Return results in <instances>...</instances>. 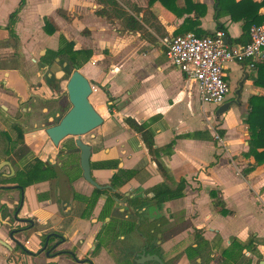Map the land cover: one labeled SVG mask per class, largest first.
<instances>
[{"label": "crops", "instance_id": "obj_1", "mask_svg": "<svg viewBox=\"0 0 264 264\" xmlns=\"http://www.w3.org/2000/svg\"><path fill=\"white\" fill-rule=\"evenodd\" d=\"M116 1L136 18L142 26L141 30H125L118 16H112L110 20L98 17L95 11L103 6L97 0H25L16 25L23 39L24 53L34 56L38 50L50 48L48 45L53 43L52 38H57L56 44H52L56 49L59 35L73 41L75 50H90V60L78 71L90 82L94 92V99L90 103L103 118L100 127L81 138L83 143L91 146L90 164L118 160L119 169H138L136 176L118 192L125 196L145 194L152 197L150 190L164 179L140 136L129 129L123 119L130 117L139 123H148L155 132L157 148H163L174 140L172 155H161L160 160L174 181H186L185 196L166 202L163 208L170 214L186 217L193 211V206L199 217H186L184 228L188 232L197 229L203 233L204 240L211 241V254L216 256V260L223 258V250L235 251L231 240L246 243L252 238L261 259L244 248L235 264H257L264 259V164L243 175L244 168L252 163V158L242 156L248 150L247 126L243 123L248 99L251 96H264V89L253 84L256 69L249 68L247 63H229L224 67L225 79L230 87L227 100L234 99V92L238 91L239 104L230 106L229 111L216 120L215 111L219 106L201 105L196 84L185 79L165 56L164 43L175 37L184 20L193 18L194 13H183L182 0L175 2L170 10L159 2L149 5V0ZM192 1L206 7L205 15L199 19L200 30L214 33L218 3L215 0ZM11 2L0 0V23L7 22L8 15L19 4V0ZM107 9L110 10L109 7ZM134 9L139 11L135 12ZM58 10H62L70 22L61 18ZM46 20L57 28L51 36L43 29ZM219 22L231 41L242 35L241 22H232L225 15ZM248 40L244 38L241 43L230 45L242 46ZM96 59L99 62L94 64ZM2 97V106L13 113L14 99L3 93ZM214 129H217V133L223 132L220 143L214 140ZM31 138L27 136L26 143L32 151H36L39 142ZM43 153V162L48 159L52 165L57 161V148L44 147ZM5 154L0 153L1 167L13 159L10 154ZM73 154V168L68 173L56 168L55 181L27 187L23 191L21 209L17 211L19 189H0V239L11 248L0 244L4 252L12 253L14 248L11 246L14 241L9 238V229L17 227L12 219L13 214L18 213L17 218H30L47 232L49 222L57 225L61 221L59 202L66 206L64 214L69 215L70 209L76 207L74 193L87 197L92 194L93 187L83 180L82 173L78 174L81 170L77 166V152ZM14 168L17 170L16 166ZM115 172L91 169V176L97 184L108 185ZM16 173L3 169L0 179L4 180L3 183L7 182L9 187L18 186V181H13ZM3 175L9 178H3ZM61 179L66 186L63 191L56 186V190L64 194L63 198H67V201L60 198L57 203L49 197V189L44 187ZM210 192L214 196L217 194L224 209L231 212L229 215L219 213V208L214 205L217 199L210 196ZM40 195H45L46 199L40 201ZM102 198L97 202L95 211L102 204ZM84 232L87 234L86 228ZM199 232L197 234H201ZM36 236L21 232L15 238L30 251L37 249ZM200 238L199 242H204ZM171 243L168 242L167 246ZM244 258L249 262H243Z\"/></svg>", "mask_w": 264, "mask_h": 264}, {"label": "flooded vegetation", "instance_id": "obj_2", "mask_svg": "<svg viewBox=\"0 0 264 264\" xmlns=\"http://www.w3.org/2000/svg\"><path fill=\"white\" fill-rule=\"evenodd\" d=\"M17 8L10 12L7 22L0 23V99H3V93L13 98L15 103L13 113L0 103V153L13 157L9 163L6 161L4 166L0 165V173L3 169L24 172L37 161L68 173L73 168L72 156L75 152L78 153L77 166L80 167V151L75 146V139L67 136L58 146H54L46 130L59 124L71 109L67 84L73 67L67 55L58 52V47L42 48L34 56L24 53L23 39L16 27L23 9L16 15L15 22L12 25L9 23V16ZM29 135L30 138L33 135L32 141L39 142L36 151H32L26 143ZM47 146L58 149L57 161L52 165L48 159L45 162L41 160L45 155L43 149ZM3 182L0 179V187H9L7 182ZM99 186L104 189L98 191L105 193L97 200L103 197L97 211L96 202L90 216L86 217L88 199L92 194L87 197L74 193V209L79 211L77 216L71 218V214L59 213L61 221L57 225L49 222L47 232L30 218H17L18 213L14 220L13 214L12 219L17 227L9 229V234L14 232L12 240L18 241L15 235L21 232L25 235L36 234L38 239L35 252H30L19 241L22 248L14 243L13 251L17 249L16 252L36 255V258L43 254L48 264H235L239 258H235L229 249L223 258L216 260V256L211 254V241L204 240L203 233L197 229L188 232L184 228L186 217L170 214L167 210L163 213L165 203L161 209H157L150 202L151 197L145 194L125 196L118 192L121 187L111 188L110 181L108 185ZM26 188L18 185L16 211L20 208ZM109 197L113 203L108 215L102 217ZM87 222L93 226L90 243L83 239ZM184 232L187 233L184 235ZM199 237L204 242H199ZM100 242L103 243L101 246ZM168 242H172L170 246H167Z\"/></svg>", "mask_w": 264, "mask_h": 264}, {"label": "trees", "instance_id": "obj_3", "mask_svg": "<svg viewBox=\"0 0 264 264\" xmlns=\"http://www.w3.org/2000/svg\"><path fill=\"white\" fill-rule=\"evenodd\" d=\"M103 8L95 11V14L98 17L105 18L110 20L112 16H118L121 19L123 28L125 30L135 32L141 30V24L136 20V18L125 11L116 0H97ZM178 0H149V5L159 2L163 7L170 10L175 6V2ZM184 2L183 13L187 15L193 14L192 17H188L184 20L180 29L175 33V37L178 35H183L185 33L192 32L197 37H209L214 33H208L199 28V19L203 17L206 13V7L203 4L193 3L192 0H182ZM218 3L219 12L215 18V27L216 30H221L225 33L226 40L229 43H241L244 38H249V30L255 25H260L264 22V0H215ZM25 6V0H19L18 8L9 16V23L12 25L15 22L16 15L23 9ZM110 8V10L107 9ZM135 10V9H134ZM139 10H135L138 12ZM57 14L67 21L70 22V18H67L65 13L62 10H58ZM178 15H180L178 13ZM229 16L232 22H241L242 35L240 38L236 39L234 42L228 37L226 30L223 28V25L219 22V19L222 16ZM44 31L48 35H53L57 28L53 25L52 22L46 20L43 27ZM84 33V32H83ZM248 40V42H249ZM242 43L243 45L247 44ZM75 43L73 41H67L64 36L59 35L58 38V52L65 53L70 60L73 69H79L83 64L87 63L91 56L92 52L90 50H75ZM256 77L253 81L254 86L264 89V56L263 59L255 67ZM111 100V98H108ZM247 113L244 117L243 123L247 126L248 132V150L243 153L242 156L246 159L252 158V163L247 165L243 170V175H246L256 167L264 164V96H251L247 102ZM124 124L131 129L133 132L140 136V139L148 151L149 156L155 162L157 169L164 181L155 186L150 190L152 197L150 202L161 209V206L169 201L181 199L185 196L184 190L186 187V181L180 179L178 182L174 181L173 177L169 173L168 169L161 162V155L171 156L172 148L174 146V140H172L168 145L163 148H157L154 143L155 132L150 128L148 123H139L130 117L123 119ZM220 137L223 136L222 131H218ZM72 147L74 144L72 143ZM119 164L118 160L111 161H101L97 163H91V169L97 170H116V173L110 179V186L113 189H118L133 179L138 169H118ZM57 178V173L55 169L49 165H45L41 162L30 164L24 172H17L13 181L17 180L18 184L23 188L29 187L33 184L43 183L52 181ZM4 181V180H3ZM6 181V180H5ZM11 181V180H10ZM104 191H93L91 197L88 199V212L86 217H89L91 210L96 204L100 195L104 194ZM210 196H214L210 192ZM217 200L214 202L216 208H219V213L223 215H229L231 212L224 209L223 202L214 196ZM39 200L45 199V195L38 196ZM113 203L111 197L107 199L105 208L102 211V217L108 215L110 207ZM84 216V215H83ZM124 234V233H123ZM200 240H202L200 238ZM253 239H249L246 243H241L235 239L231 240L232 247L235 248L233 251V256L235 258L241 255V250L248 248L247 250L257 255L258 259H261V256L257 254L255 250V245ZM103 243L100 242L99 246ZM226 250L222 251V255L226 254Z\"/></svg>", "mask_w": 264, "mask_h": 264}, {"label": "built area", "instance_id": "obj_4", "mask_svg": "<svg viewBox=\"0 0 264 264\" xmlns=\"http://www.w3.org/2000/svg\"><path fill=\"white\" fill-rule=\"evenodd\" d=\"M249 36L247 44L232 46L225 42V33L221 30L202 38L190 32L167 40L164 43L165 56L185 79L196 84L201 105L218 107L227 100L230 93L224 67L229 63H247L249 68L254 69L262 61L264 22L253 25ZM213 133L214 140L220 143L217 129Z\"/></svg>", "mask_w": 264, "mask_h": 264}, {"label": "water", "instance_id": "obj_5", "mask_svg": "<svg viewBox=\"0 0 264 264\" xmlns=\"http://www.w3.org/2000/svg\"><path fill=\"white\" fill-rule=\"evenodd\" d=\"M227 43L228 41L225 40ZM93 93L90 82L75 69L72 72L71 78L67 84V94L71 103V109L62 118V120L56 126L47 129L46 134L51 140L54 146H58L64 137L74 138L75 146L80 151L79 165L82 172V178L85 182L91 185L97 190H102L104 187L99 186L91 176L90 169V156L91 147L81 141V137L92 133L98 127L103 124V118L95 111L90 103V96ZM235 98L232 100H226L215 111V118L218 120L221 115L229 111L230 106L239 104V93L234 92ZM120 165H118V168ZM13 173V172H12ZM3 178H9L7 175H3ZM14 189L15 187H0V189ZM14 220H16V213L14 214ZM9 234V238L12 240V234ZM15 245L22 248V245L13 240ZM0 244L7 249H11L5 242L0 239ZM248 261V260H247ZM249 262V261H248ZM246 264H253L252 262ZM257 264H264V259L258 261Z\"/></svg>", "mask_w": 264, "mask_h": 264}, {"label": "rangeland", "instance_id": "obj_6", "mask_svg": "<svg viewBox=\"0 0 264 264\" xmlns=\"http://www.w3.org/2000/svg\"><path fill=\"white\" fill-rule=\"evenodd\" d=\"M10 3L11 0H9ZM122 2H126V0H121ZM59 30V29H58ZM75 31V30H74ZM77 31H75L76 33ZM53 41L52 44H56L57 38H52L51 39ZM52 44H49L48 46L50 48L54 49V46ZM99 62V60H95L93 61V63L95 64L96 62ZM74 71V69L72 70V72ZM94 92L92 93V95L90 96V101H92L94 99L93 97ZM216 123V122H215ZM216 126V125H214ZM210 129V127H209ZM88 138V137H85ZM74 140V139H72ZM78 156V153H77ZM81 173L80 171H78V174ZM56 186L63 191L64 187L66 186L65 181L63 179L59 180L58 182H53L51 184L48 185V187H44V188H48L49 189V197L52 198L53 201H57V200H61L60 198H62V201H67V198H63L65 197L64 194L58 192L56 190ZM58 203V201H57ZM58 207H59V213L62 214L63 209L66 207L65 205L61 204V202L58 203ZM192 210L191 213H189V215H185L186 217L192 218V219H196L197 217H199V213L198 211H196L194 209V207L192 206ZM163 213L166 211L165 208L162 209ZM70 213H71V218L72 217H76L77 214L79 213V211H77L76 209H70ZM85 228L87 230V234L86 237L84 238V241L86 243H90L91 240V234H92V230H93V226L91 225V222H87L85 223ZM203 232V230H202ZM187 232H184L183 234L185 235ZM12 248L14 247V244L11 245ZM27 249V248H26ZM33 249V248H32ZM17 249H15V251H13V253H6L4 252L3 249L0 248V264H48V261L44 258L43 254H41L38 258H36L35 256H31L30 254H21L18 251L16 252ZM36 249L30 250V252H35ZM103 256H101V258L103 259ZM245 256V255H244ZM247 257V256H246Z\"/></svg>", "mask_w": 264, "mask_h": 264}]
</instances>
